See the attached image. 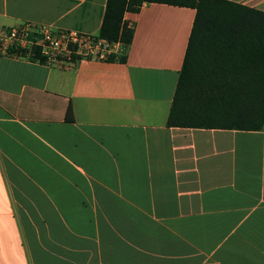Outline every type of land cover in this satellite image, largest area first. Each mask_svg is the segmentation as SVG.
Listing matches in <instances>:
<instances>
[{
    "label": "crops",
    "instance_id": "crops-1",
    "mask_svg": "<svg viewBox=\"0 0 264 264\" xmlns=\"http://www.w3.org/2000/svg\"><path fill=\"white\" fill-rule=\"evenodd\" d=\"M107 2L0 0V26L99 36ZM195 18L127 13L126 65L0 57V264H264V129L168 126Z\"/></svg>",
    "mask_w": 264,
    "mask_h": 264
},
{
    "label": "trees",
    "instance_id": "trees-1",
    "mask_svg": "<svg viewBox=\"0 0 264 264\" xmlns=\"http://www.w3.org/2000/svg\"><path fill=\"white\" fill-rule=\"evenodd\" d=\"M145 4L196 11L168 126L262 131L264 13L226 0H108L99 37L120 44L122 52L107 62L127 64L134 28L125 15ZM66 122H75L71 105Z\"/></svg>",
    "mask_w": 264,
    "mask_h": 264
},
{
    "label": "built area",
    "instance_id": "built-area-1",
    "mask_svg": "<svg viewBox=\"0 0 264 264\" xmlns=\"http://www.w3.org/2000/svg\"><path fill=\"white\" fill-rule=\"evenodd\" d=\"M115 45L99 36L45 23L0 26V57L52 69H71L83 61H108Z\"/></svg>",
    "mask_w": 264,
    "mask_h": 264
},
{
    "label": "rangeland",
    "instance_id": "rangeland-1",
    "mask_svg": "<svg viewBox=\"0 0 264 264\" xmlns=\"http://www.w3.org/2000/svg\"><path fill=\"white\" fill-rule=\"evenodd\" d=\"M7 221L4 219V217H0V223H6Z\"/></svg>",
    "mask_w": 264,
    "mask_h": 264
}]
</instances>
